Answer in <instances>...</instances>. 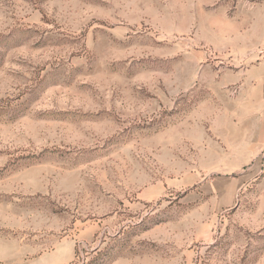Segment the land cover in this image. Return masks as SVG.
<instances>
[{"label": "rangeland", "instance_id": "obj_1", "mask_svg": "<svg viewBox=\"0 0 264 264\" xmlns=\"http://www.w3.org/2000/svg\"><path fill=\"white\" fill-rule=\"evenodd\" d=\"M231 24L264 0H0V264H264Z\"/></svg>", "mask_w": 264, "mask_h": 264}, {"label": "crops", "instance_id": "obj_2", "mask_svg": "<svg viewBox=\"0 0 264 264\" xmlns=\"http://www.w3.org/2000/svg\"><path fill=\"white\" fill-rule=\"evenodd\" d=\"M226 49L237 63L229 79L233 116L247 118L252 110L264 111V24H231Z\"/></svg>", "mask_w": 264, "mask_h": 264}, {"label": "trees", "instance_id": "obj_3", "mask_svg": "<svg viewBox=\"0 0 264 264\" xmlns=\"http://www.w3.org/2000/svg\"><path fill=\"white\" fill-rule=\"evenodd\" d=\"M99 253L101 254V250H99V251L97 252V256H99V255H100ZM102 256H103V255H102ZM102 256H101V257H102Z\"/></svg>", "mask_w": 264, "mask_h": 264}]
</instances>
